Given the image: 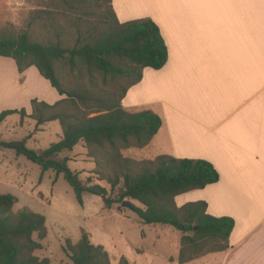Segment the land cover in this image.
I'll use <instances>...</instances> for the list:
<instances>
[{
	"label": "trees",
	"instance_id": "obj_1",
	"mask_svg": "<svg viewBox=\"0 0 264 264\" xmlns=\"http://www.w3.org/2000/svg\"><path fill=\"white\" fill-rule=\"evenodd\" d=\"M46 6L53 12L33 11L20 34L0 32V57L12 59L19 73L35 67L64 98L54 104L32 99L30 114L24 108L2 111L0 124L14 114L34 120L35 132L58 122L62 136L46 149L28 148V137L0 141V148L37 164L42 175L53 171L55 180L62 176L80 205L84 194L101 197L107 208L125 202L142 224L170 226L181 233L177 264L227 250L232 218L207 214L204 201L181 207L175 202L181 194L218 181L211 163L168 155L133 160L121 153L148 146L162 124L152 111L122 105L145 68L159 70L167 61L156 23L149 18L120 23L111 0H47ZM65 19L76 38L69 47L62 45L63 35H72L64 31ZM42 36L43 42L36 39ZM81 142L94 160L97 180L106 181L110 192L91 179L81 181L68 167L69 159L61 157ZM16 202L13 195L0 194V264H50L34 254L46 237L45 217L26 209L14 212ZM63 250L72 264H110L104 249L84 233L76 244L66 240ZM118 264L130 263L121 258Z\"/></svg>",
	"mask_w": 264,
	"mask_h": 264
},
{
	"label": "crops",
	"instance_id": "obj_2",
	"mask_svg": "<svg viewBox=\"0 0 264 264\" xmlns=\"http://www.w3.org/2000/svg\"><path fill=\"white\" fill-rule=\"evenodd\" d=\"M111 5L120 23L155 22L168 54L161 69L143 70L123 108L149 110L161 119L150 142L162 143L155 157L205 160L219 174L216 183L176 197L204 201L207 214L234 220L229 248L207 254L205 264H264V0ZM8 59L0 57V94L8 92L0 104L16 95L17 78L26 79L33 68L19 73Z\"/></svg>",
	"mask_w": 264,
	"mask_h": 264
},
{
	"label": "rangeland",
	"instance_id": "obj_3",
	"mask_svg": "<svg viewBox=\"0 0 264 264\" xmlns=\"http://www.w3.org/2000/svg\"><path fill=\"white\" fill-rule=\"evenodd\" d=\"M46 2L47 0H0V32L20 34L26 29L33 11L43 10L49 14L53 12V8L46 6ZM97 10L100 12V8ZM62 25L65 26L64 31L68 30L67 33L72 34L63 35L65 38L62 39V45L68 47L74 45L76 38L73 29L68 26L66 19ZM36 39L43 42L45 38L42 36ZM26 71V79L21 78L22 76L17 78L16 95L13 97L10 95L0 104V113L26 107L30 112L28 101L30 98L47 104L55 102L57 92L39 75L36 68H29ZM4 92L3 94L8 93ZM34 129V120L26 117L21 120L20 116L15 114L8 116L0 124V141L23 140L28 137L26 141L28 148L46 149L50 144L58 142L62 136L58 122L45 123L39 126L36 132ZM157 141L153 140L143 149L130 148L121 153L133 160H151L159 154V148L162 146V143L159 145ZM61 157L69 159L68 167L81 181L91 179L92 184L104 187L110 192V185L106 181L97 180L94 174V160L88 157L87 149L82 142L72 151L62 153ZM0 194H11L16 197L14 212L26 209L45 217L46 237L40 242L41 250L34 254L40 259L47 258L50 264H72L63 250L65 241L70 240L72 244H76L83 233L93 245L104 249L110 264H118L121 258H125L130 264H177L181 233L170 226L144 225L129 206L113 204L111 208H107L101 197L84 194L80 205L62 176L55 180L53 171H47L42 175L37 164L24 157H17L12 150L2 148H0ZM190 199L181 196L176 198L175 202L181 207L189 203ZM130 203L141 207L137 202ZM203 257L185 264H205Z\"/></svg>",
	"mask_w": 264,
	"mask_h": 264
},
{
	"label": "water",
	"instance_id": "obj_4",
	"mask_svg": "<svg viewBox=\"0 0 264 264\" xmlns=\"http://www.w3.org/2000/svg\"><path fill=\"white\" fill-rule=\"evenodd\" d=\"M122 205H124V206H128L125 202L124 203H122Z\"/></svg>",
	"mask_w": 264,
	"mask_h": 264
}]
</instances>
